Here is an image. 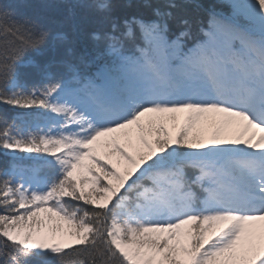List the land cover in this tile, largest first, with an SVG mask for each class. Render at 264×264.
Here are the masks:
<instances>
[{
    "label": "snow or ice",
    "instance_id": "1",
    "mask_svg": "<svg viewBox=\"0 0 264 264\" xmlns=\"http://www.w3.org/2000/svg\"><path fill=\"white\" fill-rule=\"evenodd\" d=\"M43 3L0 0V104L48 118L0 110V264H264V0Z\"/></svg>",
    "mask_w": 264,
    "mask_h": 264
},
{
    "label": "trees",
    "instance_id": "2",
    "mask_svg": "<svg viewBox=\"0 0 264 264\" xmlns=\"http://www.w3.org/2000/svg\"><path fill=\"white\" fill-rule=\"evenodd\" d=\"M4 3H10L19 5L17 8V18L23 19L24 17H33L40 19L44 23H48L50 18L55 15L54 12L47 9L43 3V0H3ZM219 3L220 0H215ZM227 10V9H225ZM51 52L47 49L42 50V53L35 51H27L23 54V60L25 65L20 67L18 71L21 73V78L27 84L32 85L39 82V75L32 67L29 61H34L36 64H43L50 57ZM0 110L7 112L9 117L14 115H21L25 117V123L27 126L33 124H45L47 123V115L44 110H16L0 104ZM7 159L3 149H0V167H3V161ZM30 161V160H28Z\"/></svg>",
    "mask_w": 264,
    "mask_h": 264
},
{
    "label": "rangeland",
    "instance_id": "3",
    "mask_svg": "<svg viewBox=\"0 0 264 264\" xmlns=\"http://www.w3.org/2000/svg\"><path fill=\"white\" fill-rule=\"evenodd\" d=\"M145 122H146V120H145ZM169 124H170V122H169ZM35 125H37V123H35V124H33L32 126L34 127ZM39 125H43V124H39ZM27 126V125H26ZM121 140H123V137H121ZM209 146H211V145H209ZM22 155H24V156H30V155H34V154H22ZM24 163L25 164H29V163H31V161H28L27 159L26 160H24Z\"/></svg>",
    "mask_w": 264,
    "mask_h": 264
}]
</instances>
